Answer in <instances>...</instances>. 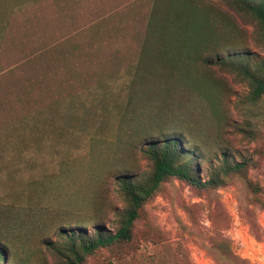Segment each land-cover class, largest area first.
Returning <instances> with one entry per match:
<instances>
[{"label":"rangeland","instance_id":"obj_1","mask_svg":"<svg viewBox=\"0 0 264 264\" xmlns=\"http://www.w3.org/2000/svg\"><path fill=\"white\" fill-rule=\"evenodd\" d=\"M34 1L0 0L4 264H59L63 230L114 234L128 207L119 177H148L144 144L162 136L195 153L204 180L224 153L248 163L245 177L217 189L168 180L143 206L132 241L100 248L84 264H264V192L247 186L264 187V97L251 102L249 82L214 64L202 69L199 88L201 60L179 50L178 39L170 37L163 54L162 39L176 25L155 26L153 18H166L167 0L115 1L117 24L148 28L134 46H118L124 54L78 35L62 39L50 1ZM203 10L225 51L253 64L264 59L251 16L222 0H204ZM55 32L61 43L53 45ZM224 239L239 259L221 255Z\"/></svg>","mask_w":264,"mask_h":264},{"label":"trees","instance_id":"obj_2","mask_svg":"<svg viewBox=\"0 0 264 264\" xmlns=\"http://www.w3.org/2000/svg\"><path fill=\"white\" fill-rule=\"evenodd\" d=\"M231 4L237 11L251 16L256 23V41L264 48V0H222ZM166 18L159 19L156 13L153 21L158 24L168 20L176 25V34L164 35V40L178 39L181 42L179 50L196 54L200 61L199 78L202 87V69L212 64L220 66L229 72L237 74L247 80L251 86L250 101L259 102L264 97V59L259 64L245 62L241 53L233 54L225 51V38L220 36L214 21L210 22L203 10L204 0H167ZM165 0H158L157 5H166ZM159 5V6H160ZM157 11V10H156ZM161 10H159L160 12ZM162 13V11H161ZM168 15H170L168 19ZM177 22V23H176ZM164 26V25H163ZM168 26V24L166 25ZM168 33V32H167ZM163 40V41H164ZM223 49V50H222ZM195 51L197 53H195ZM228 55H225L226 53ZM197 87V88H198ZM222 89L221 86H215ZM195 88V89H197ZM145 153L153 163V170L146 178L134 179L127 175L119 177V183L128 203L124 211L118 230L114 234L106 235L99 231L95 238L88 237L80 229L63 230L65 243L56 248L61 256L59 264H84L86 259L98 249L110 247L114 244L131 242L134 227L140 217L143 206L160 190L162 184L170 179H179L198 189H217L223 187L227 181L236 176L245 177L248 163H232L227 154H222L216 165L210 170L209 179L204 180L199 175L192 156L195 154L185 150L181 139L162 136L146 140ZM248 188L256 195L264 192V187L258 182L248 180ZM264 207V202H261ZM221 255L237 260L239 257L233 251L230 242L224 239L220 245ZM6 251L0 248V264L6 262Z\"/></svg>","mask_w":264,"mask_h":264},{"label":"crops","instance_id":"obj_3","mask_svg":"<svg viewBox=\"0 0 264 264\" xmlns=\"http://www.w3.org/2000/svg\"><path fill=\"white\" fill-rule=\"evenodd\" d=\"M39 1L42 3L46 1V3H48L50 1L53 30H57V32L61 30L62 39L75 38L76 35H78V37L82 36L86 38L88 40L86 43L92 45L99 44L102 46L109 45L114 49L113 51L110 49V52L124 54L128 52V49H125L124 52H120L118 46H134V44L138 43H136V39L142 37V35L145 37L147 33V25H145L143 29L137 28V30H135L130 26L126 27L117 24L118 22L116 20L119 19V17L116 16V11L118 9L117 7L115 8V1L117 0H38L34 2L37 3ZM89 20L92 21L90 26L81 23L77 24V21ZM154 23V25L157 26L156 22ZM155 26L153 27V31L156 28ZM64 31L66 32L65 35L63 33ZM57 32H55L56 37L58 36V34H56ZM61 36H58L57 39L54 37L51 43L53 45L60 44ZM152 40L155 41L151 39L143 44H148V47L144 49L145 51L150 50ZM162 42H164L162 51L163 54H165V52L169 50L168 42L170 41H163L162 39ZM69 43V41L66 42V44ZM130 53L133 54V51L128 54ZM135 54L140 53L135 52ZM4 115V111L0 108L1 120Z\"/></svg>","mask_w":264,"mask_h":264}]
</instances>
